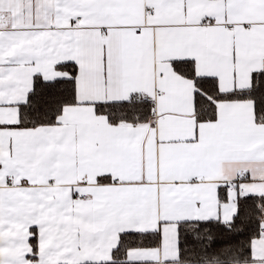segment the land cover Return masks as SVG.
<instances>
[{
  "label": "snow or ice",
  "instance_id": "snow-or-ice-1",
  "mask_svg": "<svg viewBox=\"0 0 264 264\" xmlns=\"http://www.w3.org/2000/svg\"><path fill=\"white\" fill-rule=\"evenodd\" d=\"M0 264H264V0H0Z\"/></svg>",
  "mask_w": 264,
  "mask_h": 264
}]
</instances>
